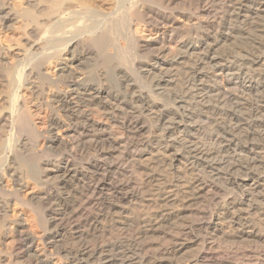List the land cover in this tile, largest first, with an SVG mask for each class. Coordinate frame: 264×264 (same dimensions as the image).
<instances>
[{"label": "bare ground", "instance_id": "1", "mask_svg": "<svg viewBox=\"0 0 264 264\" xmlns=\"http://www.w3.org/2000/svg\"><path fill=\"white\" fill-rule=\"evenodd\" d=\"M0 86V264H264V0H0Z\"/></svg>", "mask_w": 264, "mask_h": 264}, {"label": "rangeland", "instance_id": "2", "mask_svg": "<svg viewBox=\"0 0 264 264\" xmlns=\"http://www.w3.org/2000/svg\"><path fill=\"white\" fill-rule=\"evenodd\" d=\"M0 89H4V87H3V86H0ZM38 123H41V120H40V121H38Z\"/></svg>", "mask_w": 264, "mask_h": 264}]
</instances>
